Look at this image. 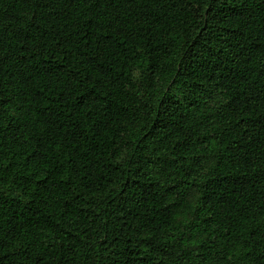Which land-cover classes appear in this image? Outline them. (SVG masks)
<instances>
[{
  "label": "trees",
  "instance_id": "1",
  "mask_svg": "<svg viewBox=\"0 0 264 264\" xmlns=\"http://www.w3.org/2000/svg\"><path fill=\"white\" fill-rule=\"evenodd\" d=\"M0 264H264V0H0Z\"/></svg>",
  "mask_w": 264,
  "mask_h": 264
}]
</instances>
